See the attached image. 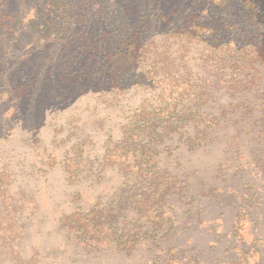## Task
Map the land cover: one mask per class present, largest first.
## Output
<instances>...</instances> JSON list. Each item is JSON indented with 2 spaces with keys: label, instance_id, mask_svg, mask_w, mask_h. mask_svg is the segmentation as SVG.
<instances>
[{
  "label": "trees",
  "instance_id": "trees-1",
  "mask_svg": "<svg viewBox=\"0 0 264 264\" xmlns=\"http://www.w3.org/2000/svg\"><path fill=\"white\" fill-rule=\"evenodd\" d=\"M187 1L192 8L176 10V0H144L148 7L140 10L143 0H30V4L40 3L28 31L34 35L32 44L41 55V66L27 67L23 84L3 89L0 98L17 101L16 92L33 96L45 83L39 77L40 70L49 72V67L57 63L66 74L62 98L67 96L69 101L89 94L119 109L123 117L119 123L123 137L102 156L91 157L85 143L73 144L61 154L60 170L69 187L113 182V178H107V170L121 174L116 186L110 187L113 192L106 201L96 196L86 204L82 191L73 189V209L60 211L54 221L55 228L87 252L112 248L130 255L146 241L156 249L163 246L165 254L177 253L180 259H188L191 254L203 257L205 250L192 245L191 240L178 248L167 247V243L176 242L182 233L177 213L193 210L197 218L200 210L195 204L209 194L191 193L187 187L194 184L202 188L203 181L196 177L181 180L169 167H160L157 157L172 156L165 152L177 135L185 141L209 143L213 140L211 134L224 124L219 117L229 109L246 113L259 109L257 117L251 114V125L264 133V81L259 75L264 71L262 1L206 0L209 9L205 16L218 18L217 26L206 24L201 16L203 0ZM19 23L18 17L0 11V28L5 30L0 38V54L6 37L9 42L16 39L8 34ZM150 23L155 29L148 27ZM199 44L205 55L196 51ZM193 51L196 57H189ZM199 69L205 71L202 75L211 70L215 75L212 79L200 78L196 72ZM219 90H225L223 94L229 97L224 104ZM137 94H141L138 100ZM124 100L136 104H123ZM208 109L221 113L206 114ZM198 132L205 136H196ZM65 140L59 138L57 143ZM42 156L44 167L50 171L56 156ZM13 171L0 167V264L23 262L18 244L25 238L27 225L43 222L39 220L43 216L41 198L37 192L26 194L20 186L12 188ZM243 187L236 197L247 207L251 203L260 205L264 183H245ZM249 187L257 190L244 199L242 193ZM195 225L196 229L202 227L199 220ZM27 246L24 243V248ZM155 253L160 259L161 252ZM34 256L40 254L32 253L25 264H37Z\"/></svg>",
  "mask_w": 264,
  "mask_h": 264
},
{
  "label": "rangeland",
  "instance_id": "rangeland-1",
  "mask_svg": "<svg viewBox=\"0 0 264 264\" xmlns=\"http://www.w3.org/2000/svg\"><path fill=\"white\" fill-rule=\"evenodd\" d=\"M260 1L264 6V0ZM39 6L40 3L30 4V0H0V11L16 16L20 21L15 31L8 34L16 39L9 42L6 37V43L2 46L0 92L23 84L27 67L36 69L41 66L38 63L41 55L32 44L34 35L28 31L29 22L34 19ZM147 7L143 0L140 10ZM192 7L190 1L176 0V10ZM208 9L207 1H201V16L206 19V24L217 26L220 23L218 18L211 20L205 16ZM148 27L155 29L151 23ZM4 34L5 30L0 28V38ZM202 47L199 44L196 51L205 55ZM189 57H196L194 51ZM20 66L24 68L20 69ZM40 71L42 74L39 77L45 83L33 96L16 92L14 96L18 98L17 101L0 98V167L14 170L12 188L20 186L28 195L37 192L43 213V216H39L43 222L33 226L28 224L25 238L18 244L23 259L19 264H25L32 253L40 254L34 256L38 260L37 264H264V196H261L260 205L251 203L247 207L235 195L245 188V183H254L256 186L264 183V133L251 125L259 109L254 108L251 113L229 109L219 117L224 124L211 134L213 140L209 143L185 141L177 135L171 148L165 152L172 156L157 157L160 167H169L181 180L188 181L196 177L203 181L202 188L190 184L187 189L191 193L201 191L209 194L199 205L195 204L200 210L197 218L193 210L184 213L181 209L177 213L182 233L177 236L176 242L167 243V247L178 248L186 240H191L192 245L205 250L203 257L191 254L188 259H180L177 253L165 254L163 246L156 249L151 242L146 241L139 244L130 255L112 248L97 253L87 252L86 248L78 247L76 241L64 231L55 228L54 221L59 218L60 211L67 213L73 209L74 205L70 204L73 189L82 191L86 204L91 203L96 196L106 201L113 192L110 187L116 186L121 174L107 170L106 176L113 178V182L99 186L81 183L78 187H69L64 183V175L60 170L61 154L73 144L85 143V151L91 157L102 156L123 137V129L119 125L123 117L119 109L106 106L89 94H80L69 101L66 100L67 96L62 98L61 88L66 74L65 68L59 64L49 67V72L45 68ZM196 72L203 79H212L215 75L212 70L204 75L202 72L205 71L201 69ZM259 75L264 81V71H260ZM224 92L219 90L220 102L223 104L229 98ZM140 96L136 95L137 100ZM134 102L124 100L123 104H136ZM210 112L217 116L221 113L220 110L205 111L206 114ZM189 131L193 135L194 131ZM196 136L204 137L205 134L198 132ZM63 137H66L65 142L57 143ZM124 138H128V135ZM49 153L56 156L50 171L44 167L42 156ZM142 162L147 160L142 159ZM237 170L240 172L236 174ZM254 191L249 187L248 191L242 193L243 198L248 199ZM196 220L202 223L203 228L210 229H201L199 226L196 229ZM38 231L41 234H36ZM24 243L28 245L27 248H24ZM155 251L161 252L160 259Z\"/></svg>",
  "mask_w": 264,
  "mask_h": 264
}]
</instances>
